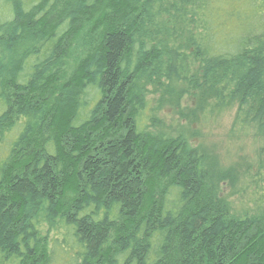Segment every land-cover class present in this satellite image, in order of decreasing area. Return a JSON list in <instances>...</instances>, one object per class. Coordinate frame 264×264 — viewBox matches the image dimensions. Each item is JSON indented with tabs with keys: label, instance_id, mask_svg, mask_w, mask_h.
<instances>
[{
	"label": "trees",
	"instance_id": "trees-1",
	"mask_svg": "<svg viewBox=\"0 0 264 264\" xmlns=\"http://www.w3.org/2000/svg\"><path fill=\"white\" fill-rule=\"evenodd\" d=\"M263 207L264 0H0V264H264Z\"/></svg>",
	"mask_w": 264,
	"mask_h": 264
},
{
	"label": "rangeland",
	"instance_id": "rangeland-1",
	"mask_svg": "<svg viewBox=\"0 0 264 264\" xmlns=\"http://www.w3.org/2000/svg\"><path fill=\"white\" fill-rule=\"evenodd\" d=\"M152 103H155L156 96L150 94ZM184 106L192 105L189 98L183 100ZM159 117L163 120L167 126L175 125L173 127H185L191 139L196 143H202L204 149H206L210 154L217 157L220 161H228V157L231 156L230 153L235 154V142L229 139L228 135L232 128L235 118V108L227 110L223 115L217 117L214 121L207 123L201 119H182L179 116L173 114L172 110L166 107L164 110L158 112ZM201 120V121H200ZM198 133H197V132ZM250 152L249 149L246 150ZM255 158V155L253 156ZM226 194L230 196L233 205H240L242 202V197L231 193L227 186L224 187ZM264 208V207H263Z\"/></svg>",
	"mask_w": 264,
	"mask_h": 264
}]
</instances>
